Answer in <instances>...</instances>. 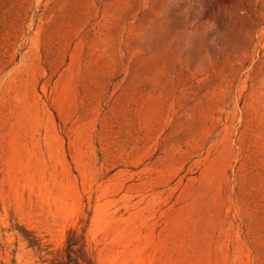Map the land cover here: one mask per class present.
<instances>
[{
  "label": "rangeland",
  "instance_id": "obj_1",
  "mask_svg": "<svg viewBox=\"0 0 264 264\" xmlns=\"http://www.w3.org/2000/svg\"><path fill=\"white\" fill-rule=\"evenodd\" d=\"M0 264H264V0H0Z\"/></svg>",
  "mask_w": 264,
  "mask_h": 264
}]
</instances>
